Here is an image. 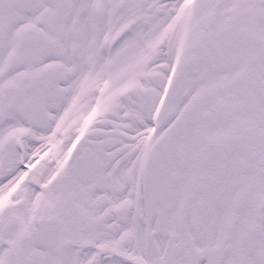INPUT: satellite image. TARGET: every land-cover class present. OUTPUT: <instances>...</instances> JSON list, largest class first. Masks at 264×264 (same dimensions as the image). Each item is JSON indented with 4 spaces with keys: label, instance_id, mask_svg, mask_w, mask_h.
<instances>
[{
    "label": "snow or ice",
    "instance_id": "6c2138e0",
    "mask_svg": "<svg viewBox=\"0 0 264 264\" xmlns=\"http://www.w3.org/2000/svg\"><path fill=\"white\" fill-rule=\"evenodd\" d=\"M0 264H264V0H0Z\"/></svg>",
    "mask_w": 264,
    "mask_h": 264
}]
</instances>
